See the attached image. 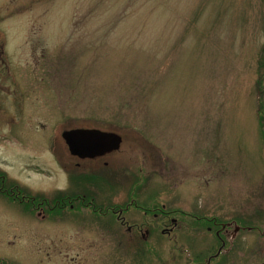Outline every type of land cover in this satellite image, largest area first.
<instances>
[{
    "label": "rangeland",
    "instance_id": "obj_1",
    "mask_svg": "<svg viewBox=\"0 0 264 264\" xmlns=\"http://www.w3.org/2000/svg\"><path fill=\"white\" fill-rule=\"evenodd\" d=\"M0 40L17 74L1 68L0 180L46 200L0 192V264H184L221 223V262L264 264V0H0ZM74 128L121 140L79 160ZM60 192L87 197L51 213ZM162 205L176 233L134 235Z\"/></svg>",
    "mask_w": 264,
    "mask_h": 264
},
{
    "label": "flooded vegetation",
    "instance_id": "obj_2",
    "mask_svg": "<svg viewBox=\"0 0 264 264\" xmlns=\"http://www.w3.org/2000/svg\"><path fill=\"white\" fill-rule=\"evenodd\" d=\"M6 42L5 41L3 42L2 40H0V80H1V68H4L6 75L8 76V78L10 80V83L12 85H15V82H17L16 81L17 80V77H16L17 74H16V70L13 67V64L10 60V57L7 54V50L9 48H8ZM0 86H1V84H0ZM39 124L41 125V127L45 126L44 122L42 123V121ZM68 150H69V148H68ZM69 152H70V150H69ZM111 152H113V151L107 152V153L102 154V155H97L96 157L94 156V157L82 158V157L75 156L73 154H72V156H73V158L76 157L79 160L94 159L97 157L104 156V155L111 153ZM80 164H82L80 161L76 162L77 166H79ZM0 170H3V169H1V167H0ZM6 172L7 171H5V173H4L5 175H3V178H1V180H0L1 195L4 197H7L9 200H12L14 202L17 199L19 202L27 201V203L25 204L26 209L30 208V209H33V211H34L35 208H38L39 211L36 210L37 213H40L41 212L40 210L43 211L44 210V203L46 202V200L39 201L36 204V202L34 201V199L36 197L33 193H31V190H28L27 187L25 188V186H23L22 184L20 185L18 182L14 181V179L10 180V178H9L10 176L8 175V172L7 173ZM94 172L95 171H93L92 169H89V170L85 171V174L91 176V175L95 174ZM142 173H143V175H142L141 181H143L142 183L144 184L145 178L143 176H146L147 173L143 172V166L138 165L137 169H136L137 177L140 178ZM1 176H2V174L0 171V177ZM138 181H140V180L138 179ZM142 183L139 182L138 185L142 184ZM136 191L137 190L134 189L133 187H132V189L130 188L129 197L133 193L136 194ZM19 195H21V197H19ZM78 196H81V197L86 196L87 197V194L84 193L82 195H80V194L66 195V193L64 194V193L60 192V194H58L59 200H58L57 204L58 205L62 204V205H60L61 207L67 206V207L73 208L74 207L73 201ZM43 197H45V196H43ZM91 197H93V196H91ZM29 202H32L31 207H29V204H28ZM92 202H93V200H92ZM89 207H92V205H90ZM130 207H131L130 205H127L125 207H123V205H121L117 208L116 207L114 208L113 205H110L105 209V211H101L100 213L104 216H107L110 213H112L111 214L112 216L115 214L116 220H118L122 226H126L127 231H131V225H129V223L125 220V216H122V214L129 211L128 209ZM132 207H133V205H132ZM79 208L81 209V206ZM92 208H93L92 211H94L95 210L94 206ZM143 209H144V211H143L144 215L146 216V214H148V213L152 214V216L154 215L155 216L154 220H156L157 223H154V222H152V223L151 222L134 223V227H135V234L134 235H136V233L143 235L144 234L143 231L145 229H148V228H153V229L161 228V232L164 234H167L169 237L168 239H170V236L172 237V235H174L176 233L178 221H176V217L175 218L173 217L174 214H176L173 210L167 211L165 209V205H162L161 207L154 206L153 208H143ZM189 224L193 225L194 226L193 228H198L200 225H201L200 227L204 226V224H196L194 222H191ZM216 224L217 223H215V225ZM208 229H210V227H208ZM228 231L229 230H228V228H226L225 223L219 224V227L214 229V233L216 235L218 243L214 244L209 250H207L205 252H202L200 254H196V253L192 254V259H189L191 257V255H189V254L186 255L185 256L186 260H185L184 264H225V262H221V259L225 258L226 257V251L230 250L231 243H230L229 238L227 237V234H229Z\"/></svg>",
    "mask_w": 264,
    "mask_h": 264
},
{
    "label": "water",
    "instance_id": "obj_3",
    "mask_svg": "<svg viewBox=\"0 0 264 264\" xmlns=\"http://www.w3.org/2000/svg\"><path fill=\"white\" fill-rule=\"evenodd\" d=\"M70 153L78 157H96L114 151L120 136L97 128H74L64 133Z\"/></svg>",
    "mask_w": 264,
    "mask_h": 264
},
{
    "label": "trees",
    "instance_id": "obj_4",
    "mask_svg": "<svg viewBox=\"0 0 264 264\" xmlns=\"http://www.w3.org/2000/svg\"><path fill=\"white\" fill-rule=\"evenodd\" d=\"M264 63V62H263ZM259 109H258V115H259V117H260V120H261V122L263 123V125H264V104L262 103V102H260V104H259ZM53 200H55L53 203H50V206H51V208H50V212L52 213V212H55V210H57V209H54L55 207L56 208H58V200H59V197H58V194L53 198ZM42 205V204H41ZM59 209V208H58ZM36 208L34 209V213L36 212Z\"/></svg>",
    "mask_w": 264,
    "mask_h": 264
}]
</instances>
